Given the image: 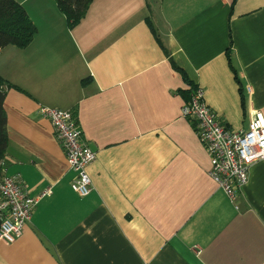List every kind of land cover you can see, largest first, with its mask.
<instances>
[{
	"label": "crops",
	"instance_id": "1",
	"mask_svg": "<svg viewBox=\"0 0 264 264\" xmlns=\"http://www.w3.org/2000/svg\"><path fill=\"white\" fill-rule=\"evenodd\" d=\"M19 2L37 33L0 50L19 87L1 160L50 192L0 264H264V160L231 200L183 114L198 86L233 130L264 112V0H93L73 28L55 0ZM41 106L73 111L97 152L88 196Z\"/></svg>",
	"mask_w": 264,
	"mask_h": 264
},
{
	"label": "built area",
	"instance_id": "2",
	"mask_svg": "<svg viewBox=\"0 0 264 264\" xmlns=\"http://www.w3.org/2000/svg\"><path fill=\"white\" fill-rule=\"evenodd\" d=\"M204 94L202 87H196L183 114L196 122L197 134L211 162L210 176L234 200L249 181L251 166L264 160V112L253 110L248 128L233 130L221 122ZM39 112L51 121L76 174L71 182L73 191L81 197L88 196L94 188L88 166L97 159V152L84 140L77 116L71 110L48 106H41ZM48 192L32 195L20 174H5V164L0 159V242L13 243L23 234L37 204Z\"/></svg>",
	"mask_w": 264,
	"mask_h": 264
},
{
	"label": "trees",
	"instance_id": "3",
	"mask_svg": "<svg viewBox=\"0 0 264 264\" xmlns=\"http://www.w3.org/2000/svg\"><path fill=\"white\" fill-rule=\"evenodd\" d=\"M66 16L70 28L75 27L87 14L93 0H55ZM37 33V26L25 6L17 0H0V50L8 45L27 47ZM7 87H19L0 75V159L7 146V116L3 102Z\"/></svg>",
	"mask_w": 264,
	"mask_h": 264
},
{
	"label": "rangeland",
	"instance_id": "4",
	"mask_svg": "<svg viewBox=\"0 0 264 264\" xmlns=\"http://www.w3.org/2000/svg\"><path fill=\"white\" fill-rule=\"evenodd\" d=\"M18 1V0H17ZM20 1V0H19Z\"/></svg>",
	"mask_w": 264,
	"mask_h": 264
}]
</instances>
